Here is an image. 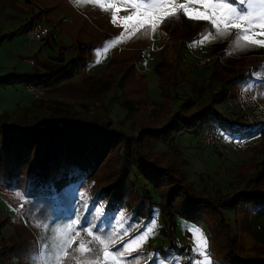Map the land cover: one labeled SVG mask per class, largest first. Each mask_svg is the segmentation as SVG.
I'll return each instance as SVG.
<instances>
[{"label": "rangeland", "instance_id": "374dc122", "mask_svg": "<svg viewBox=\"0 0 264 264\" xmlns=\"http://www.w3.org/2000/svg\"><path fill=\"white\" fill-rule=\"evenodd\" d=\"M72 1L0 0V114L6 122L34 124L79 110L84 120L101 124L108 120L125 135L137 137L145 128L160 126L180 105L198 108L221 89L228 96L223 98L220 91L214 105L218 112H239L246 122L264 120V52H254L238 31L219 36L227 40L220 52L207 56L205 49L213 40L211 30L233 28L224 22L219 28L211 23L221 15L233 19L250 14L251 24L245 21L240 29H234H250L247 35L264 40L258 34L262 31L258 25L264 23L262 0H84L86 4L78 5L79 9ZM161 2L168 7L187 5L209 19H192L202 22L201 27L174 22L176 25L162 31L161 21L168 11L148 8ZM177 10L184 13L172 8ZM149 12L154 13L152 19L146 15ZM129 16L133 19L126 20ZM28 19L42 22L48 30L46 36L27 40L21 26ZM76 55L77 65L70 69L68 61ZM214 65L221 80L214 76ZM62 68L70 69V75L62 77L58 72L39 85L41 93L36 97L26 90L25 78L13 79ZM263 148L264 135L237 140L221 134L213 145L204 146L198 141L197 130L192 129L176 134L168 144L155 143L151 151L177 157L191 190L213 198L237 191L238 168H252L253 158ZM258 155L260 167L262 153ZM2 167L0 264H218L219 253L207 227L215 223L213 216L207 215V225L193 215L178 216L171 225L158 209L149 218L140 211L133 216V211L124 207L109 214L103 200L92 201V191L105 178V165L94 180L83 179L57 193L51 186L49 195L36 199L29 194L34 188L29 175L11 181ZM69 209L78 219L70 217ZM252 212L220 207L221 216L237 234L238 245L264 252V223L252 219ZM144 234L145 239L134 246L131 255L119 254ZM101 240L108 245L107 260ZM171 240L174 249L169 246ZM81 243L87 250L84 253L79 251ZM157 246L168 251L158 253Z\"/></svg>", "mask_w": 264, "mask_h": 264}, {"label": "trees", "instance_id": "16d2710c", "mask_svg": "<svg viewBox=\"0 0 264 264\" xmlns=\"http://www.w3.org/2000/svg\"><path fill=\"white\" fill-rule=\"evenodd\" d=\"M175 13L176 15L168 13L163 17L162 31L168 26L170 29L175 23L184 26L192 23L195 27L204 25L186 18L181 10ZM31 22L28 19L21 26L23 31ZM227 29L211 30L213 40L205 46L207 56L224 48L227 40L224 37L219 39L221 32H226L228 36L235 31L243 36L247 35L241 30ZM81 47L77 42L76 48ZM251 47L254 52H264V47ZM77 60L78 55L68 61L71 64L70 69L76 67ZM216 66L213 69L214 76L221 80V72L216 71ZM70 69L62 68L61 71L52 70L47 73L33 71L31 74L13 76V79L20 81L25 78L24 86H39L58 72H61L62 77H68ZM154 69L161 76L158 67ZM220 91L223 98L228 96L225 90ZM220 91L211 93V101L198 108L191 109L190 106L180 105L160 126L148 130L145 128L138 132L137 137L125 135L108 120L103 124L91 119L84 120V113L79 110H72L69 114L56 118H46L34 124L6 122L0 114V165H3L2 170L11 181H17L19 176L22 178L29 175L34 187L29 194L35 199L49 195L52 192L51 186L57 193L83 179L94 180L98 170L105 165V178L94 188L91 199L103 200L107 213L112 214L124 207L133 211V216L140 211V215L149 218L153 210L158 209L164 221L171 225L176 217L188 218L190 215L206 224L205 218L211 215L215 218V223L211 227L206 225L219 253L218 264H264V252L242 249L238 245L237 234L231 231L230 225L220 214V207L235 210L242 207L253 210L252 219L264 223V148L258 152L262 153L260 167L257 163L260 156L257 153L256 158H253L252 168L245 171L238 168L241 176L237 179L240 186L237 191L230 196L213 198L201 196L191 190L184 181L177 157L167 153L158 155L151 151L155 143L168 144L176 134L184 130L196 129L199 134L213 127L216 129V136L225 134L237 140L263 136L264 120L246 122L244 114H222L214 108L220 98ZM164 99L167 98H163V103L167 105L168 100L166 102ZM171 158L174 159L169 160ZM42 185L44 189L41 188ZM61 209L66 211L65 207ZM69 212L70 217L78 219L75 211L69 209ZM169 246L174 249L173 240ZM167 251L162 246L156 247L158 253Z\"/></svg>", "mask_w": 264, "mask_h": 264}, {"label": "snow or ice", "instance_id": "6c2138e0", "mask_svg": "<svg viewBox=\"0 0 264 264\" xmlns=\"http://www.w3.org/2000/svg\"><path fill=\"white\" fill-rule=\"evenodd\" d=\"M262 2H264V0H262ZM148 8H150V9H166L168 11L169 15H176V13L172 11V8H179V9H183L184 14L190 19H209V17L204 12H200V11L196 10L195 8L190 9L187 5L172 4L171 7H168V4L166 2H161V3H153L151 5H148ZM146 15H147L148 19H152V16L154 15V13L149 12V13H146ZM260 15H261V19L264 20V11H262ZM131 19H133V17H131V16L126 18V20H131ZM245 21H247L249 24H251L250 14L249 15H243V14L236 15L233 19H229L227 16H224V15H221L218 19L217 18L211 19V23L214 26H216L217 28H219L221 22H224L226 25L230 24L231 27L236 28V29H240L241 24ZM258 27L262 29V31L258 34L264 36V23L259 24ZM244 31L248 32V31H250V29L246 28V29H244ZM220 35H224V33L221 32ZM243 39L249 45L264 47V40L254 39V34L245 35L243 37ZM241 142H243V141H241ZM77 235H79V233H77ZM88 235L91 236L92 233L88 232ZM145 236H146V234L141 235L136 239H133L131 242H129L128 244H126L124 246L123 252H120L119 254L121 256L131 255V252L134 250V246L138 245L140 242H142L145 239ZM100 244L103 245L102 255L107 260V258L110 257L108 245L103 240L100 241ZM79 251L81 253H84L85 251H87L85 249V246L83 243L80 244ZM195 251L198 253L199 249L197 248ZM112 259L115 260V256H112ZM165 259H167V258H165ZM162 264H163V262H162ZM173 264H175L174 261H173Z\"/></svg>", "mask_w": 264, "mask_h": 264}, {"label": "built area", "instance_id": "2783aa9c", "mask_svg": "<svg viewBox=\"0 0 264 264\" xmlns=\"http://www.w3.org/2000/svg\"><path fill=\"white\" fill-rule=\"evenodd\" d=\"M25 38L30 41H39L48 33L47 28L42 22L32 21L25 29ZM26 90L33 96H38L41 91L38 85L28 84L25 86ZM216 129L209 128L198 134V141L204 146H211L215 143Z\"/></svg>", "mask_w": 264, "mask_h": 264}, {"label": "crops", "instance_id": "0c3cea01", "mask_svg": "<svg viewBox=\"0 0 264 264\" xmlns=\"http://www.w3.org/2000/svg\"><path fill=\"white\" fill-rule=\"evenodd\" d=\"M71 4H72V5L74 4V6L77 7V8L79 9L78 5H80V6H84L86 3L84 2V0H73V1L71 2Z\"/></svg>", "mask_w": 264, "mask_h": 264}]
</instances>
